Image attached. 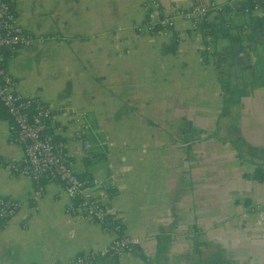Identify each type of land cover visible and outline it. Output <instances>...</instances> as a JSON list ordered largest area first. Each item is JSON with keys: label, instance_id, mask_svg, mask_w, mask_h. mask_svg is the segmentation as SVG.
Instances as JSON below:
<instances>
[{"label": "crops", "instance_id": "obj_1", "mask_svg": "<svg viewBox=\"0 0 264 264\" xmlns=\"http://www.w3.org/2000/svg\"><path fill=\"white\" fill-rule=\"evenodd\" d=\"M209 1L160 0L147 10L140 0H13L22 30L53 37L5 51L4 66L19 93L55 108L49 129L66 140L71 166L97 181L125 232L139 237L118 264H264V26L246 24L260 14L225 17L232 31L260 35V72L247 84L231 82L217 62L220 31L208 51L203 32L182 18L170 37L132 28ZM74 110L90 125L88 149ZM1 114L0 194L21 204L0 227V264H56L103 249L110 233L65 211L59 181L44 180L38 192L31 177L5 167L23 147L9 141L14 126Z\"/></svg>", "mask_w": 264, "mask_h": 264}, {"label": "built area", "instance_id": "obj_2", "mask_svg": "<svg viewBox=\"0 0 264 264\" xmlns=\"http://www.w3.org/2000/svg\"><path fill=\"white\" fill-rule=\"evenodd\" d=\"M145 9L158 10L160 0H140ZM242 11L247 14L259 13L264 26V0H226L217 3L211 0L206 3L193 4L186 8L173 9L168 15L156 18L148 15L141 21L134 22L132 28L137 33H160L173 36L176 18L186 20L190 27L203 32V48L213 49V34L205 32L212 19V13L220 12L228 17ZM52 35L24 31L17 22L13 0H0V118L1 107L4 108L14 126L15 135L10 142H19L23 153L19 157L4 159V165L15 174L31 177L38 192L43 189L44 180L59 181L70 197L65 211L72 215L89 218L106 229L111 239L103 249H88L77 253L64 262L56 264H94L97 257L110 254L123 256L134 249L139 237L128 234L116 212L111 211L101 195L95 192L97 181L89 176L78 174L70 162L67 142L56 137L49 129L53 121L55 108L37 96H25L18 92L17 78L4 66L5 51L12 55L18 49L27 47L35 41H45ZM74 118L79 121L76 135L82 140L83 148L88 149L90 142L82 138L89 123L83 112L73 111ZM106 141L101 140L104 144ZM21 200L0 194V227L19 209Z\"/></svg>", "mask_w": 264, "mask_h": 264}, {"label": "water", "instance_id": "obj_3", "mask_svg": "<svg viewBox=\"0 0 264 264\" xmlns=\"http://www.w3.org/2000/svg\"><path fill=\"white\" fill-rule=\"evenodd\" d=\"M223 30L226 32L220 35L224 43L219 47L218 52L221 54L216 56L217 62L221 63L224 71H228L231 82L247 84L260 72L257 42L260 35L241 29L232 31L226 26H223Z\"/></svg>", "mask_w": 264, "mask_h": 264}, {"label": "trees", "instance_id": "obj_4", "mask_svg": "<svg viewBox=\"0 0 264 264\" xmlns=\"http://www.w3.org/2000/svg\"><path fill=\"white\" fill-rule=\"evenodd\" d=\"M216 14L218 16V22H219V24L217 25V30H215L213 28V19H211V21L208 23V27L205 29V32H210V33L214 34L213 32L220 31L221 34H223V33L226 32V31L223 30V26H225L224 24H225L226 18L220 12H216ZM261 20H262V16L261 15H252V16H250V19H249V21H247L246 24L256 25V26L262 25ZM252 176L254 178L261 179L263 177V173L260 171V169H256L252 173ZM108 190L109 191L111 190L110 187L108 188ZM100 257H109V258L115 260L114 264H118L117 263L118 258L116 256H114V255L104 254V255L99 256V258Z\"/></svg>", "mask_w": 264, "mask_h": 264}]
</instances>
